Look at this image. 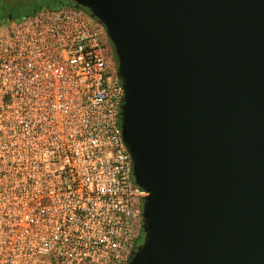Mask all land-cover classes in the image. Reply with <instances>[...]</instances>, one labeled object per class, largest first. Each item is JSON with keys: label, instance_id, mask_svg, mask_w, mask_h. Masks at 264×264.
Wrapping results in <instances>:
<instances>
[{"label": "water", "instance_id": "obj_1", "mask_svg": "<svg viewBox=\"0 0 264 264\" xmlns=\"http://www.w3.org/2000/svg\"><path fill=\"white\" fill-rule=\"evenodd\" d=\"M64 1L104 25L124 90L151 223L128 264H264V0Z\"/></svg>", "mask_w": 264, "mask_h": 264}, {"label": "built area", "instance_id": "obj_2", "mask_svg": "<svg viewBox=\"0 0 264 264\" xmlns=\"http://www.w3.org/2000/svg\"><path fill=\"white\" fill-rule=\"evenodd\" d=\"M104 25L62 2L0 23V264H128L145 189Z\"/></svg>", "mask_w": 264, "mask_h": 264}, {"label": "rangeland", "instance_id": "obj_3", "mask_svg": "<svg viewBox=\"0 0 264 264\" xmlns=\"http://www.w3.org/2000/svg\"><path fill=\"white\" fill-rule=\"evenodd\" d=\"M39 1L41 0H0V16H3L7 13L11 15L12 19H15L17 17L25 15V13L33 6L38 4ZM4 21H7V16L5 19H0V23ZM110 45L112 46L111 43ZM110 45L109 48H111Z\"/></svg>", "mask_w": 264, "mask_h": 264}, {"label": "flooded vegetation", "instance_id": "obj_4", "mask_svg": "<svg viewBox=\"0 0 264 264\" xmlns=\"http://www.w3.org/2000/svg\"><path fill=\"white\" fill-rule=\"evenodd\" d=\"M110 49H111V52H113V47L110 45ZM143 211V210H142ZM141 225H142V228H141V232H140V236L136 242V251L137 252H143L145 251L144 250V247L146 245H148V241H149V235L148 233L145 231L144 229V225L149 228L151 226V223L147 220V219H144L143 216H142V213H141Z\"/></svg>", "mask_w": 264, "mask_h": 264}, {"label": "trees", "instance_id": "obj_5", "mask_svg": "<svg viewBox=\"0 0 264 264\" xmlns=\"http://www.w3.org/2000/svg\"><path fill=\"white\" fill-rule=\"evenodd\" d=\"M64 2H67V1H64ZM58 3H59V0H41V1H39L38 4H36L35 6H33L31 9H29V10L25 13V15L32 14V13H34L35 11L39 10L40 8H44V7H54V6L58 5ZM7 15H8V14L6 13V14H4L3 16H0V19H5ZM25 15H22V16H20V17L15 18V19H20V18H22V17L25 16ZM112 58H113V61H114V62L116 63V65H117L116 58H115V54H114L113 52H112Z\"/></svg>", "mask_w": 264, "mask_h": 264}]
</instances>
